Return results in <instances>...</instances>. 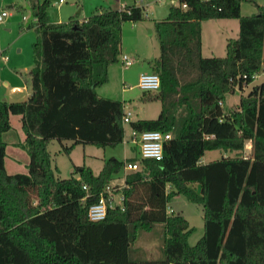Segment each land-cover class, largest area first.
Masks as SVG:
<instances>
[{"label":"trees","instance_id":"obj_1","mask_svg":"<svg viewBox=\"0 0 264 264\" xmlns=\"http://www.w3.org/2000/svg\"><path fill=\"white\" fill-rule=\"evenodd\" d=\"M137 1V0H133ZM244 1L180 0L164 21L154 22L159 56L149 61L160 87L143 101H159L156 119L129 123L130 130L170 134L160 161L110 157L95 175L75 167L55 176L47 145L70 154L76 146L116 148L125 139L123 103L101 97L108 69L120 60L121 29L146 19L143 7L97 10L87 20L51 24L50 1L33 5L30 95L0 101V264H264V81L225 112L227 95L242 91L264 73V7L241 16ZM185 4V9L181 5ZM237 20L238 37L224 58L202 56V23ZM147 94V93H145ZM20 117L25 137L14 146L28 156V173L9 174L5 133ZM246 143L251 156L244 157ZM208 151L221 158L209 164ZM140 168L125 174L124 162ZM121 202L110 208L107 189L119 175ZM86 187V189H84ZM105 217L88 218L100 195ZM176 196L201 206L203 237L190 246L188 221L169 205ZM164 226V260L131 261L140 231Z\"/></svg>","mask_w":264,"mask_h":264},{"label":"rangeland","instance_id":"obj_2","mask_svg":"<svg viewBox=\"0 0 264 264\" xmlns=\"http://www.w3.org/2000/svg\"><path fill=\"white\" fill-rule=\"evenodd\" d=\"M38 1L43 2V0ZM48 1H50V7L47 9V13L50 14L54 20H56L55 18L58 17L59 11L61 13V6L63 5L65 8L66 3L56 5L54 3L55 1ZM176 2V0H137V5L143 7L146 12V19L144 20V23L139 25L144 28L140 27L138 37L136 39L132 37V31L135 26L133 23H125L121 29V45H125L130 49L136 48L139 51V53L132 54L135 62H133L132 66L129 68L131 73L136 72V69H139L141 65H145V67H147L145 71L151 73L148 62L157 58L160 54L158 40L155 35L153 24L154 22L164 21L167 18L169 7L171 5H176ZM14 4L18 5L17 8L19 11L7 8L8 6H13ZM35 4H37V0H0V13L2 11L7 12L8 15L13 13V18H6L4 25L0 24V44H5V48L8 47L11 51V45L18 40L19 35H21V33H28V30L25 28L27 24L26 20H29L31 12L33 13V9L29 7V5L33 6ZM257 7H264V0H252V2L244 1L241 3L240 14L241 16L255 15ZM19 12H21V14ZM74 14L75 12L71 16ZM22 17H24L25 21L22 20ZM68 17L69 15H65L62 18L63 20L61 23L68 22ZM8 22L14 23L15 27L6 28L5 23ZM146 26L147 29H145ZM238 28V21L233 19L207 20L203 22L201 27L202 56L204 58H224L226 54L225 44L227 40L236 39L238 37ZM11 52L16 55L13 50ZM7 54L9 55L8 52ZM8 55L4 56L8 57ZM4 70L5 72L3 74L8 75V69L5 68ZM111 75L112 77H108V82L97 88L96 91H98L101 96L107 98L109 97L114 101L118 100L123 103L126 111L131 112V122L137 120H152L159 116L162 110V106L159 101L148 102L142 100L146 96H152L156 93L152 91V93L145 94L142 90H140L137 87L138 77L136 74L132 83H130L131 85L126 83L125 86L120 84L118 78H115L114 74ZM263 81L264 73L262 72L255 77L251 84L244 86L242 91H237L233 95H227L222 106L224 107L225 112L230 111L235 103L239 101L240 97L246 96L251 91L253 86H258L262 84ZM129 86H131V88H128ZM0 101H3V99H0ZM11 124V131L5 133L3 136V140L7 144L5 167H7L9 174H25L28 173V169L26 167L28 163V156L25 151L23 152L21 149L14 147V145L18 142H22L25 137L23 131L21 130L20 117L12 116ZM123 128H125L126 140L129 138L131 130L129 124H123ZM70 145L71 142L66 141L60 144L56 140L50 141L47 145L52 159V166L56 168L55 176L61 180L70 178L75 171V167H80L81 165L90 167L93 173L97 175L103 168L104 161L110 157L123 161L125 159L129 160L138 156L137 150H132L131 146L124 143L116 146V148L107 147L104 149L89 145H79L76 146L70 154H67L63 150L62 146L69 147ZM243 155L245 158L251 156V146L249 143H246ZM208 156L210 157L206 161L207 164L219 160L221 158V153L219 151H208L205 157ZM205 157L202 158V163H204L203 161H205ZM123 184L122 174L111 182L110 195L113 197L115 202L118 201L119 197V194H116V192L123 186ZM171 210H174L177 214L182 215L188 221L190 228H193L192 234L188 239V244L190 246L195 245L203 237L202 235L204 232V220L202 218L203 215L201 206L193 204L192 202L189 203L181 196H176L169 205L168 213ZM136 238V241L130 245L129 249L131 261H156L165 259V256L163 255V224H155L151 232L140 231Z\"/></svg>","mask_w":264,"mask_h":264},{"label":"crops","instance_id":"obj_3","mask_svg":"<svg viewBox=\"0 0 264 264\" xmlns=\"http://www.w3.org/2000/svg\"><path fill=\"white\" fill-rule=\"evenodd\" d=\"M39 3L41 2L37 0V4ZM133 4H135L136 6H139L137 5V1H133V0H67L66 7L64 8L63 5L61 6L62 9L63 8L64 9L63 10L61 9V13L59 11L58 17L55 18L56 20H54L50 14L47 13V15H48V19L50 20L51 24L61 23V21L63 20L62 18L65 15H69L68 17L69 20L70 18L74 17V18H77L81 22V21L87 20L97 10H101V9L102 10H107V9L108 10H119L127 6H131ZM17 7L18 5L14 4L13 6H8L7 8L15 11V9L18 10ZM29 7L32 8L31 5H29ZM74 12L75 14L71 16ZM19 13L21 14V12ZM8 18L10 19L13 18V13H10L7 19ZM33 18H34L33 13L31 12V17L29 18V20H26L27 24L25 28L26 30H28V33H23V34L21 33V35H19L18 37V40L14 44L11 45V51L13 50L16 53V55L12 53L8 47L5 48V44L3 45L0 44V99H3V101L6 100L7 102H11V103L23 102L30 95L29 93V85H30L29 72L33 67V56H32L31 46L36 40L35 32L33 29L30 28L31 25H33L34 23ZM22 20H23V17H22ZM142 23H144V21L141 23H135V24L133 23L135 25L134 30L132 31V35H133L132 37H134V39L138 37V31L140 27H142L139 25ZM5 27L6 28L15 27V25L12 22H8V23H5ZM145 29H147V26L145 27ZM7 52L9 53V55L7 54ZM136 53H139L138 49L136 48L130 49L125 45H121L120 54L128 56L134 62L135 60L133 59L132 54H136ZM4 55H8L9 57L6 62L3 61ZM5 68H7L9 71V73H7L8 75L3 74L5 72L4 70ZM146 68L147 67H145V65L143 66L141 65L139 69H136V72L131 73L130 69L123 70L121 68L120 63H117V64H114V66L109 68L108 73H109V78L110 76L112 77L111 74H114L115 78H118L120 84L125 86L126 83H129V85H131L130 83H132L135 74L139 78L140 74L149 73L145 71ZM128 88H131V86H129ZM101 97H104V96H101ZM104 98H107V97H104ZM107 99H111V98L108 97ZM237 103H235V105ZM11 118L12 116L10 117V123H11ZM205 156L206 154L204 155V157ZM209 157L210 156L205 157V161H203L204 162L203 164H207L206 161L208 160Z\"/></svg>","mask_w":264,"mask_h":264},{"label":"built area","instance_id":"obj_4","mask_svg":"<svg viewBox=\"0 0 264 264\" xmlns=\"http://www.w3.org/2000/svg\"><path fill=\"white\" fill-rule=\"evenodd\" d=\"M54 3L57 5L65 4L67 0H53ZM177 4L180 0H176ZM204 1V0H202ZM176 4V5H177ZM185 4L181 5L182 9H185ZM8 13L5 11H2L0 13V24H3L5 22V19L8 17ZM33 24L36 23V19L33 18ZM24 20V17H23ZM8 60V57L3 56V61L6 62ZM133 60H131L126 55H121L119 63L121 65V68L123 70H128L132 64ZM137 87L142 90L144 93H152V91L156 92L159 91L160 87V79L159 76L154 73H142L139 75ZM125 109V106H124ZM126 111V109H125ZM131 122V112H127L122 118V124H129ZM171 135L167 133H162L160 131H153V132H138V131H130V136L128 139H124L123 143L128 144L131 146V149L134 151L137 150L138 152V158L139 159H146V160H155L160 161L163 156V149L164 144L171 140ZM123 171L125 174L135 172L140 168V164L135 162H124L123 163ZM86 189V187H84ZM106 193L108 194L107 202H109L110 208H114L115 205L119 204L121 202V197H118V201L115 202L113 197H111L110 188L107 189ZM99 203L91 206L88 211V218L94 222H98L99 220L103 219L106 214L107 210V202L104 196L101 194L99 198ZM172 213V211H169V214Z\"/></svg>","mask_w":264,"mask_h":264}]
</instances>
